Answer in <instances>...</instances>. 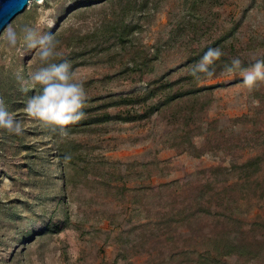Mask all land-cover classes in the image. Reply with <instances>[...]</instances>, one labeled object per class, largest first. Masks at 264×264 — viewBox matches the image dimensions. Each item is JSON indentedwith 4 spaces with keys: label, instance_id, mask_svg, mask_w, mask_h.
Segmentation results:
<instances>
[{
    "label": "rangeland",
    "instance_id": "rangeland-1",
    "mask_svg": "<svg viewBox=\"0 0 264 264\" xmlns=\"http://www.w3.org/2000/svg\"><path fill=\"white\" fill-rule=\"evenodd\" d=\"M25 25L59 41L88 99L67 135L28 117L37 51L0 41L23 129H0V264H202L227 237L253 252L220 264H264V81L189 80L220 39L244 68L264 59V0H33L2 35Z\"/></svg>",
    "mask_w": 264,
    "mask_h": 264
},
{
    "label": "clouds",
    "instance_id": "clouds-1",
    "mask_svg": "<svg viewBox=\"0 0 264 264\" xmlns=\"http://www.w3.org/2000/svg\"><path fill=\"white\" fill-rule=\"evenodd\" d=\"M0 41L8 50H36L40 67L29 77V85L40 86L41 91L26 104L28 117L40 121L45 126L58 128L67 135L66 126L80 121L85 113L83 108L88 99L82 81L76 78L71 65L66 60L56 62L62 56L59 41L50 33L32 25L17 30L9 27L0 36ZM223 55L219 48H209L191 70V75L199 79L200 74L211 78L215 75L212 65ZM228 73L239 72L242 81L250 88L258 81H264V59H256L250 67L244 68L239 58H233L226 66ZM0 129L10 134L20 135L22 125L0 101Z\"/></svg>",
    "mask_w": 264,
    "mask_h": 264
},
{
    "label": "trees",
    "instance_id": "trees-1",
    "mask_svg": "<svg viewBox=\"0 0 264 264\" xmlns=\"http://www.w3.org/2000/svg\"><path fill=\"white\" fill-rule=\"evenodd\" d=\"M121 40H125L122 39ZM225 40V39H224ZM223 39L217 40L211 45L207 46L204 48L202 51H197L196 54L194 55L193 59L191 60L192 62V67L189 72V80L192 81L195 78L190 74L192 68L195 66L196 62H198L201 57L204 55V53L209 49V48H219L223 55L220 57L219 60L215 61V63L211 66L212 69H216L219 67L226 68V66L230 65L231 60L235 58V47L233 44L230 43H225ZM229 48V49H228ZM243 64V63H242ZM199 76H206L205 74H200ZM171 83L168 81L159 83L157 86H155L151 92L150 96L153 97L157 95V92H160L164 89L170 88ZM125 102H132L134 100L132 99H124ZM109 115L106 113L101 117L100 115H90L88 118V121L86 120L85 122H100L102 119L101 118H108ZM85 124V123H83ZM253 251L248 249L245 245L241 244L239 245L237 241L232 240L231 238H225L221 243L219 241L218 245L215 246L213 251H207L205 254V260L202 261V264H220L222 262V258L225 256H236V255H241V256H247L250 255ZM208 260V261H207Z\"/></svg>",
    "mask_w": 264,
    "mask_h": 264
},
{
    "label": "water",
    "instance_id": "water-1",
    "mask_svg": "<svg viewBox=\"0 0 264 264\" xmlns=\"http://www.w3.org/2000/svg\"><path fill=\"white\" fill-rule=\"evenodd\" d=\"M31 1L33 0H0V36L18 15L26 11Z\"/></svg>",
    "mask_w": 264,
    "mask_h": 264
},
{
    "label": "bare ground",
    "instance_id": "bare-ground-1",
    "mask_svg": "<svg viewBox=\"0 0 264 264\" xmlns=\"http://www.w3.org/2000/svg\"><path fill=\"white\" fill-rule=\"evenodd\" d=\"M2 101V100H1Z\"/></svg>",
    "mask_w": 264,
    "mask_h": 264
}]
</instances>
